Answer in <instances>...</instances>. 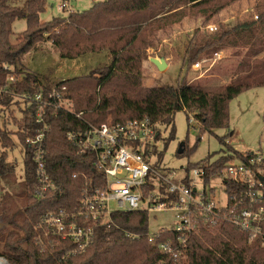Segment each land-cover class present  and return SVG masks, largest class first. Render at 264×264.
Returning <instances> with one entry per match:
<instances>
[{"label": "trees", "instance_id": "16d2710c", "mask_svg": "<svg viewBox=\"0 0 264 264\" xmlns=\"http://www.w3.org/2000/svg\"><path fill=\"white\" fill-rule=\"evenodd\" d=\"M0 0V78L8 75L19 79L12 88L16 93H47L55 84L45 76L27 72L25 55L50 42L62 59L75 60L106 51L108 65L89 74L56 84L66 88L71 111L50 109L45 114L48 131L45 138L47 171L57 190L36 197V168L26 139L37 126L29 112L21 120L13 119L16 132L0 128V176L10 185L16 174V162L9 154L21 148L24 166L20 204L5 193L0 205V258L8 264H264L261 240H251L236 226L216 218L212 224L204 217L197 219V230L183 236L174 230L159 231L156 243L150 244L149 213L145 210L113 212L107 221L86 219L83 202L107 187L106 177L94 166L92 154H79L69 139L103 124H125L149 120L159 129H170L166 146L175 139V117L178 112L192 117L203 130L212 132L228 128L229 105L243 92L264 87V0H256L258 14L224 27L220 16L243 0H104L82 12L40 22L46 0H26L24 7ZM17 4V0H13ZM188 17L202 20L201 27L216 25L217 31L207 36L202 28L194 31L187 44L184 64L193 66L202 58L232 50L239 59L232 79L225 84L203 83L200 78L176 86L152 87L144 80V63L149 58L151 38L161 30L182 23ZM25 20L26 30L11 41L16 21ZM8 67L9 69H5ZM202 78V77H201ZM7 107H19L10 96L1 98ZM11 116L13 113H10ZM161 137L160 131L157 139ZM183 143L179 155L191 154ZM232 154L217 161L193 164L202 167L207 185L214 176L222 175L233 159L247 162L244 153L233 148ZM156 156V150L151 152ZM159 161L163 153L157 154ZM248 156H251L248 154ZM158 165L155 164V167ZM255 168L264 169L262 164ZM188 185L189 181L184 180ZM229 205L248 204L244 197L247 186L223 181ZM162 189V188H161ZM166 203L176 196L161 198ZM64 213L67 223L91 229V242L84 250L72 238L54 233L46 222L49 215ZM164 245V248L160 246Z\"/></svg>", "mask_w": 264, "mask_h": 264}, {"label": "built area", "instance_id": "2783aa9c", "mask_svg": "<svg viewBox=\"0 0 264 264\" xmlns=\"http://www.w3.org/2000/svg\"><path fill=\"white\" fill-rule=\"evenodd\" d=\"M62 7L64 8L65 5ZM254 18L256 19L257 16L255 15ZM207 30L214 33L217 31V26L209 25ZM222 57V51L215 53L211 58L197 61L192 68L201 73L199 76L201 78ZM5 69L9 68L5 67ZM17 81L19 79L13 75H8L4 83L0 78V100L4 96L14 98L25 111L29 112L37 126L33 135L26 139V143L38 179L34 195L42 197L49 191L57 190L55 182L47 171L45 138L48 126L45 122V114L51 108L71 111L72 106L66 97V88L58 89L56 86L58 83L47 93L40 91L33 94L29 92L19 94L12 88ZM157 133V126L152 125L149 120H133L125 124H103L100 127H92L81 135H69L79 154H92L95 168L106 177V189L83 202L86 219L107 221L113 213L110 209L111 202H116L120 207L121 210L117 212L145 210L150 214L173 211L178 219L176 226L159 231L174 230L182 235L180 240H183V236L198 229L199 217L206 218L212 224L216 223V218H220L239 228L251 240L259 238L264 248V169L255 168V165L262 164L264 154L246 152L244 154L248 158L247 162L233 159L222 172L223 181H233L247 186L244 197L249 205L235 203L230 206L226 194L227 204L218 206L213 189L209 192L204 187L200 191L196 187L195 179L199 178L202 181L205 176V169L202 167L193 169L192 176L187 171L186 176L182 178H178L174 171L162 169L159 165L155 167L156 162H153V159L156 156L151 152L155 149ZM3 152L4 149L0 144V157ZM185 179L189 181L188 185L185 184ZM5 192L0 182V203ZM170 196H176V200H170L169 203L160 200L168 199ZM46 222L50 224L54 233L79 242L82 250L89 246L91 229L79 228L73 222L67 223L64 213L51 214ZM159 231L149 233L150 244L156 243Z\"/></svg>", "mask_w": 264, "mask_h": 264}, {"label": "rangeland", "instance_id": "374dc122", "mask_svg": "<svg viewBox=\"0 0 264 264\" xmlns=\"http://www.w3.org/2000/svg\"><path fill=\"white\" fill-rule=\"evenodd\" d=\"M10 0V4L24 7L26 0H17V4ZM104 0H46L45 11L40 14V22L46 23L57 17H67L70 12H82L90 9L94 3ZM256 0H243L240 4L224 12L219 22L224 27H231L238 21L251 18L258 14L255 5ZM65 7L63 8L62 6ZM62 7V8H61ZM202 20L195 17H188L182 23L177 24L166 30L158 31L152 38V47L149 49V58L144 63V80L147 86L152 87H176L184 78L187 82H192L199 78L200 72L193 70L192 66L184 64V54L190 39L195 30L202 28V33L208 35L210 32L201 27ZM25 20L16 21L13 26L11 41L15 42L18 34L26 30ZM151 58H165L168 68L160 72L151 62ZM239 59L232 55V50L223 51V57L206 72L200 80L210 84L228 83L237 70ZM111 59L109 54L104 51L99 54H89L84 57L69 60L62 59L50 42H44L40 48L25 55L24 65L26 71L45 76L49 82L56 84L73 78L85 76L101 65H108ZM167 61V60H166ZM23 106L7 107L0 103V128L10 132H16L17 127L13 119L21 120ZM10 113H13L11 116ZM230 121L228 128L216 129L208 132L202 129L201 125L190 118L188 122L184 112H178L175 117V139L171 140L166 146L170 129L161 126L158 129L161 137L154 142L156 158L153 162L162 169L174 171L178 178L186 176L188 167L193 164L206 163L228 157L232 154L230 149L240 153L260 152L264 154V87L254 88L243 92L231 101L229 105ZM183 143L187 144V150L196 145V149L191 154L179 155L178 151ZM163 153V160L159 161L157 154ZM9 160L16 162V174L11 179V185L7 184L3 178L5 193L14 196L17 205L20 204L18 194L22 192L24 180V166L21 148L9 154ZM159 168V167H158ZM192 169H189L190 176ZM223 175L214 176L210 183L205 185L201 179H195L198 190L206 188L207 191L214 190L215 201L218 206L227 204L222 181ZM205 185V186H204ZM4 199L1 200V207ZM112 212L120 211L116 202L110 203ZM2 212L0 211V228L2 227ZM149 232L156 233L163 228H172L177 224L176 213L173 211L156 212L149 214ZM5 258V257H4ZM6 259V258H5ZM7 261V260H6Z\"/></svg>", "mask_w": 264, "mask_h": 264}, {"label": "water", "instance_id": "95a60500", "mask_svg": "<svg viewBox=\"0 0 264 264\" xmlns=\"http://www.w3.org/2000/svg\"><path fill=\"white\" fill-rule=\"evenodd\" d=\"M150 60L160 72L165 71L168 67L165 58H151Z\"/></svg>", "mask_w": 264, "mask_h": 264}, {"label": "bare ground", "instance_id": "6f19581e", "mask_svg": "<svg viewBox=\"0 0 264 264\" xmlns=\"http://www.w3.org/2000/svg\"><path fill=\"white\" fill-rule=\"evenodd\" d=\"M0 264H8V262L4 258H0Z\"/></svg>", "mask_w": 264, "mask_h": 264}, {"label": "crops", "instance_id": "0c3cea01", "mask_svg": "<svg viewBox=\"0 0 264 264\" xmlns=\"http://www.w3.org/2000/svg\"><path fill=\"white\" fill-rule=\"evenodd\" d=\"M240 3H241V2H240ZM240 3H239V4H240ZM166 60H167V62L171 61V60H169L168 58H167ZM167 68H168V67H167Z\"/></svg>", "mask_w": 264, "mask_h": 264}]
</instances>
